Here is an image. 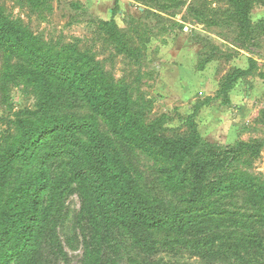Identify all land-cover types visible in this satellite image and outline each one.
<instances>
[{"label":"rangeland","instance_id":"obj_1","mask_svg":"<svg viewBox=\"0 0 264 264\" xmlns=\"http://www.w3.org/2000/svg\"><path fill=\"white\" fill-rule=\"evenodd\" d=\"M246 2L0 0V227L25 223L0 264H264V0ZM72 47L88 86L63 79Z\"/></svg>","mask_w":264,"mask_h":264},{"label":"trees","instance_id":"obj_2","mask_svg":"<svg viewBox=\"0 0 264 264\" xmlns=\"http://www.w3.org/2000/svg\"><path fill=\"white\" fill-rule=\"evenodd\" d=\"M229 1L234 4L235 10H236L235 14H236V16L238 18H240L241 20L248 18V9H249V7H248V4H247L246 0H229ZM0 15H1V12H0ZM6 34H7V32H5V35ZM21 34H22V32H21ZM19 36L21 37V35H19ZM11 44L13 46V43H11ZM72 48H74V47H72ZM75 49L76 48L72 49V51L69 52V53H64V57L65 58H69L70 62L67 65L68 68L64 69L63 79L71 81V84L72 83H76L77 80H79L78 79L79 77L77 76V74L81 73L85 77V79H83L84 84L86 86H88V84L90 83V78H91L89 76V74L92 73L91 72V66H92V64H94L93 58L91 56H89L87 53L79 52V51L77 52ZM81 60H83V61L81 62ZM75 63L76 64H80V65H79L78 71L75 72L76 74L75 73L73 74L71 72V69L73 67H75V65H74ZM84 66H85V68L82 69V67H84ZM86 66H87V68H86ZM96 92L103 94L104 90L98 88L97 91L94 90L93 93H90V95L92 97H94V96H96V94H94ZM108 110H109V106L108 105L105 106L104 108H102V115L103 114L105 115ZM76 119H77V117L70 116L69 120H68V118H62L60 120V122L57 124L58 126H63L62 131L58 133V136H59L60 140H62L63 138H69V136H71L70 131H71V126L72 125H70L69 123L70 122H75ZM91 119L94 120L92 117H91ZM86 124H89V123H86ZM86 124H85V126H86ZM90 127H91V125H90ZM78 128L81 129L82 127L80 126ZM86 128H88V127H86ZM85 130H87V129H85ZM90 135L93 136L95 139L99 140L100 142H102L103 139H104L102 137L101 132L98 129L96 130L94 128V126L91 129ZM30 138H32V139H30V141H31L30 144L31 145L35 144L34 137L32 136ZM28 145H29V143H28ZM15 146L14 147H9V149H8V154L9 155L10 154L14 155V153L17 150L16 149L17 147H15ZM98 160L100 161L101 159H98ZM104 160L106 161L107 159H104ZM0 162H3V160L0 161ZM97 164H98V162L93 163V165H97ZM68 165H70V164L68 163ZM193 166H194V163H193L192 167ZM85 167H86V171L85 172L88 173L89 175L94 176V177H96L98 175V173H99V170H97L98 167H92V166H87V165ZM200 174H201V172L195 171V174L191 175L192 185L195 186L196 188L199 187V185L201 184ZM3 177H4V170L0 171V179H2ZM37 185H38L37 181H35L34 179H31V180L27 181L25 184H23V187H25V188L22 189V190L25 192V194H24V196L21 199V203H22V205H23V203L28 204V205L23 206L24 209L20 211V215H27V216L29 215V208H30L29 204H31V202H32V199L34 197L33 192H34L35 188L37 187ZM10 203H11L10 200L6 201V203H5L6 211L4 212V214L2 213V215L6 216V215L9 214L8 211H9V208L11 207ZM153 219L155 220L156 218L153 217ZM206 221L207 220L188 221L189 229L191 227L195 228V231L194 230H192V231L197 233L198 230H196V229L199 228V224H202V222L204 223ZM22 226H25L24 222H21V224L14 223V225H13V227L11 229H8V228L6 229V225H3L2 227H0V239L3 238V240H9L10 237L14 236L16 233L19 232L20 227H22ZM193 232H191V233H193ZM200 256H201L202 259H204L206 261V263H210V264H216V261H218V260L223 261V260L227 259L226 257H224V255L221 252H217L215 254H201Z\"/></svg>","mask_w":264,"mask_h":264}]
</instances>
